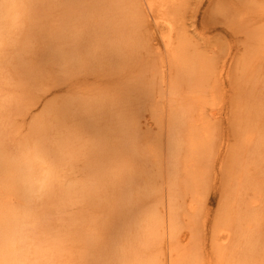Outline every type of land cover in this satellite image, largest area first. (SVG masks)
I'll return each instance as SVG.
<instances>
[{"label": "rangeland", "instance_id": "rangeland-1", "mask_svg": "<svg viewBox=\"0 0 264 264\" xmlns=\"http://www.w3.org/2000/svg\"><path fill=\"white\" fill-rule=\"evenodd\" d=\"M3 1L4 0H0V3ZM143 1L140 0V3H143ZM35 2L36 0L33 3H29L32 6L30 5L27 13L23 16L19 15V8H15L11 13L6 15V18L1 20L4 29L2 30L0 45V55L3 56L0 57V151L6 157L11 158V160L22 161L23 157L26 155L25 153L31 151L32 147L35 145L34 139L36 140V138L32 135V125L36 126L44 122V127L48 128H46V132L48 135L47 139L50 142L46 141L45 152H47L48 145L50 150L51 148H57L56 150L54 149V151H50V153H52H48L47 155L48 157L50 155V158L53 159L51 160L48 158L49 165L55 164L57 168L54 167V170L57 169L58 174H60L58 177H62H60L61 179H57L61 180V183L56 181L59 183L57 185H61L59 188L60 193L56 194V197L53 196V198L49 192H46L47 196H40L38 198L35 194L29 198L27 207H25L29 216L25 221V232L23 233L24 241L22 236V243H19L17 257L22 255L23 258H19V260H22V262L26 260V264L27 262L28 264H95L97 262V257L95 254L90 255L89 248H87L88 246H86V244L88 245V239L90 243L92 242L91 240L94 239L92 243L97 244L95 243L97 238H105L103 237L105 235H102L103 238L99 237L101 236V230L103 228H99L100 230L98 229L100 225L97 218L102 216L103 218L101 217V221L103 224L105 221L104 217H106L105 219L108 221H111V217H108L109 214L107 215L110 207L105 209L101 207L104 212L108 210L104 215L103 210L101 211V208H98L96 201L80 198L77 194H72L74 196L70 194L67 195L66 192V194L64 193L63 189H68L65 186H80L82 184H85L83 186L87 187L89 185L91 188V177H94L93 175L95 173L103 171L105 173L102 172L103 174H101V176H105L109 168L115 170L117 166L124 162L126 156L118 152L117 145L119 142L116 141L117 144L114 143V145L111 141H108V143L105 141L108 140L106 135L103 134L107 133L109 136L108 133H110L111 130H119L121 133L125 122H131L130 116L135 117L133 114L135 112L134 107L130 103L135 104V102L138 101L141 103L140 106L142 108L152 103V101L150 102L145 99L147 97H145L143 93L147 90V85H149L148 83L150 81L153 83L152 85L154 87L152 99L154 98V101H156L153 104L158 105L162 119H164L162 120L163 124L161 123V128L162 130H166L165 127H167L168 123L164 117L166 113H168L170 95L168 88V71L166 68H161L162 71L160 70V72L155 75L151 72L160 57V53H156L155 50L162 49L161 36L165 31L162 26H156L152 18L147 21H150L149 23L144 22L139 24V27L142 24L139 29L140 37L149 43V49L141 53L139 56V58H142L141 61L139 59L138 62H135L129 70H126V73L125 71L120 72L122 64L118 62L113 65L93 67L89 70L78 69L69 73L64 67H61L60 64L55 62H38L39 64H35L34 62H37V60L32 58V55L26 54V56L21 54L22 56L24 55L25 59L31 57L30 60L32 61L30 62L35 65L33 68H35L36 72L31 76H27L25 72L20 73L21 65L18 66V61H20L21 58L16 60L19 58L17 54L21 51L19 47L25 44V40H27L28 44L25 31L28 36L31 37L39 35L47 36L50 42L49 44L55 45L62 13L59 0H46L45 3L41 5H39L40 3L35 4ZM181 2L183 9L180 12V25L183 32L187 34H185V36L188 37V41L191 44L190 50L202 56V58L206 60V63L210 64L208 83L204 90L203 99L202 96L200 97V103L203 107L206 119L210 120V122H208L211 123L210 125L212 126H210L212 130L210 129L209 135L211 136V139H209L211 141L209 151L206 153L207 156L202 167L204 170V177L197 199L199 205L196 204V210L192 212L193 214L190 212L191 215H194L190 217L191 222L192 219L194 222L192 224L188 222L189 226L186 224L187 219H185L183 223H181L182 221L179 223L181 219H179V217L182 216H178L177 226L179 227L177 228L179 230L181 228L183 237L180 236L181 234H178L181 233V230L179 231L177 229V234L179 236L176 235L177 238H174L171 235L169 221V214L171 213L170 198L177 196V193H175V195L173 194V188L168 179L170 163L166 146L167 130L165 131L166 133L162 131V133L164 132L162 134L164 137H162L163 143L161 144L162 148L160 153L156 158L152 159V161L148 160V165L154 170V173H152L154 175L155 191L152 196H149L147 200L145 199L147 201V205L145 204V206L153 209L157 217H164L165 222L162 226H158L157 238H155L152 243L150 242V245L147 243V247L144 246L145 252L142 248L140 249L143 250L144 255L146 253L145 256H147V259H151L147 264H170L173 252L177 251L179 247L181 248V245L186 246L187 250H184L185 246L181 248L185 252L187 251L186 253L182 251L185 257L188 255L191 257L192 253L195 252L196 256L193 255L192 257L195 256L197 260H199L197 262L194 257L197 263L216 264L218 263L216 262L218 257H215L214 254H219V251L222 252L226 250V247L227 249L230 248V251L233 253L239 251L237 249L238 244H235L236 239L231 241L232 243L234 242L235 245L232 243L228 244V242H226L227 245H224L222 242L223 240H221L226 232L224 227L233 228V232L235 229V223L230 226L229 223H224L223 219H221V217L225 215L232 214L234 210L231 212L229 211L233 202L239 206V200L249 201L250 198L252 199V197L256 196L259 201L255 209L264 214V149L259 152L260 156L257 157L258 160H255L254 156H252L254 155V149L246 150L245 142L242 138L244 134L241 126L242 110L240 111V105L249 100L248 95L246 96L243 94L247 89H244V77L247 74V70H245L244 67L246 59L248 56L250 58V52L257 44V42L251 38L252 33H254V31L257 33V31L259 32L264 28V0H182ZM261 11H263V14ZM21 30H23L24 34H22L24 36L20 34ZM19 40L20 42H18ZM27 44L25 45L26 47L22 45L21 48L28 49ZM151 45H153V48ZM156 46L160 48H156ZM17 47L20 49L19 52ZM154 48L156 49L154 50ZM28 55H30V57ZM161 57H164V63H167L163 50ZM228 61L230 63H228ZM223 63L224 65L227 64V66H224L227 69L222 66ZM32 64L30 63V65ZM223 70L225 73H223ZM127 78L138 82L136 89L125 91L127 87H125L124 83ZM143 79L144 83L142 85ZM119 94L123 95L125 98L124 104L119 105V107H112L110 109L107 104L104 107H84L77 105L80 101L89 102L93 105L96 101H106L105 99H107V97L105 95L119 96ZM127 95H131V97L128 98ZM65 102L74 103L75 106L73 110L79 115V119L77 120L76 118V122H72L75 120L69 121V119L66 121V123L68 122L67 124L58 126L54 114V117L44 118L45 109L48 106H56L57 104ZM121 111L127 114L119 118L118 113ZM146 115V119L140 117V122L143 126V128L142 126L141 128L145 130V122L147 120L148 124H152L150 129H154L153 132L158 134V125L156 128L155 123L152 122L153 119H150L151 117H149L148 114ZM106 119H108V122ZM101 122H106L104 124L108 125L107 127L110 132L96 125ZM158 124L160 126V123ZM93 125H96L95 128ZM97 127H99V129ZM92 129L93 131L96 129L94 133L95 135L97 134L99 140L104 139L103 141H98L99 144L97 146L92 145L94 148L100 146L97 153H93L94 148L92 151V148L89 147L91 145L90 141L92 140ZM97 130L102 133H99ZM90 131L92 132L90 133ZM95 135L93 136L95 137ZM113 136L114 135H111L109 137L114 138L115 136ZM57 138L59 140L61 139V141ZM68 139L69 142H72L68 144L69 147H61V149L57 147L58 143L64 140L68 141ZM105 142H107L109 146L104 145L107 144ZM112 142L114 141L112 140ZM139 143H141V141H136L133 146L134 149L137 150ZM70 144L72 145L70 146ZM104 148L105 150H103ZM58 149L62 152H60V150L57 151ZM63 152H67V155H64ZM76 152H79L80 155ZM102 152H104V154ZM56 153H58L57 155H59V158H52V155L56 156ZM106 153L109 154V157H106ZM103 157H106V159ZM117 157L118 159L114 162L115 166L109 164ZM104 160H110V162L106 161V165ZM157 160L158 164H156ZM146 166L147 165H145V167ZM114 170L112 172H115ZM240 176L249 178L247 186L240 183L237 185L236 181ZM106 179L105 181L107 182L109 178ZM240 180L239 178V182ZM107 184L109 183L107 182ZM117 193L119 192L117 191L116 194ZM100 194L102 195V193ZM83 200L88 202L93 201V203L91 202L93 206L91 203H86ZM95 205L98 209L95 208ZM238 206L235 207V210L242 209V207ZM184 208L185 207H183V209ZM185 213L181 214L183 215L181 220H184V215H187L186 210ZM189 216L187 215V218H189ZM95 217L97 218L95 219ZM95 221H97L96 225H98V227L94 225ZM108 221H106V225H109ZM180 226L191 229L189 231L190 234H187L188 231ZM96 227L99 231H96ZM106 228L109 227H105V229ZM26 232L27 234H25ZM94 232L95 234L99 232L100 235L99 233L95 235ZM63 233L66 234L63 235ZM103 233L105 234L104 231ZM71 235L73 236L72 239L68 238ZM260 235L264 238V226H262ZM89 236L93 238L90 239ZM63 237H65V239ZM191 237L193 238L191 239ZM59 239L60 243L57 242ZM185 241L186 243L187 241L189 242L186 244ZM99 242L101 243V241ZM179 243H181V245ZM187 246L190 247L192 251H190V249L188 250ZM256 247L258 248V245ZM233 248H236L235 250L238 251H232ZM188 252L191 253V256L187 254ZM200 255L202 258L199 257ZM208 258L210 259L207 260ZM94 260L95 262L93 263ZM22 262L20 264H25Z\"/></svg>", "mask_w": 264, "mask_h": 264}, {"label": "bare ground", "instance_id": "bare-ground-1", "mask_svg": "<svg viewBox=\"0 0 264 264\" xmlns=\"http://www.w3.org/2000/svg\"><path fill=\"white\" fill-rule=\"evenodd\" d=\"M34 1L35 0H4L0 3V45L2 30L4 29L1 20L6 18V15L11 13L15 8H19V15L23 16L30 8L31 4L29 3H33ZM45 1L46 0H36L35 4L40 3L39 5H41L44 4ZM181 1L182 0H144L143 3H140V0H59L62 7V13L58 35H56V44H49L50 42L47 36L39 35L31 37L28 36L25 31L28 44L27 40H25V44L22 45L25 46L27 44L28 49L21 48V45L19 47L21 51L19 52L20 49L17 47L19 52H17V56L19 58L16 59L18 60L21 58L22 61H18L19 64L17 61L16 63L18 66L21 65L20 73L25 72V75L27 76H31L36 72L35 68H33V66H35L33 65L34 63L39 64L45 62H55L60 64L61 67H64L69 73L78 69L89 70L93 67L113 65L118 62L122 64L120 72L125 71L126 73V70H129L135 62H138L139 59L141 61L142 58H139L141 53L146 49H149V43L140 37L139 29L142 24L140 27L139 24L147 22L152 18L156 26L163 27L165 33L161 36L162 49H156L160 48L158 46L154 48V50L156 49V53H160V57L151 72L155 75L160 72L161 68H166L169 76V109L164 118L168 123L167 127H165L167 130L166 146L170 163L168 179L172 185L173 194L175 195V193H177V196L170 198L171 213L169 214V221L171 235L174 238H177V236H179L178 234H181L180 236L183 234L181 228V231L177 228L179 227L177 226L178 216L183 217L181 214H184L185 210L187 215H190L189 218L194 216L191 215L190 212H195L196 204L199 205L197 199L204 177V170L202 167L207 156L206 153L209 151L211 141L209 140L211 139V136L209 135L210 129L212 130L211 123H209L210 120L206 119V115H204L205 113L200 103V97L202 96L203 99L204 90L208 83L210 64H207L202 56L195 54V52L190 50L191 44L180 25V12L183 9ZM261 12L263 14V11ZM23 30H21L22 32L20 31V34H24ZM22 38L26 39L25 37ZM251 38H253L257 44L250 52V58L248 56L245 62L244 69L247 70V74L244 77V89H247L243 93L246 96L248 95L249 100L240 105V111L242 110L241 126L243 128L242 132H244L242 138L245 142V148L246 150L254 149V155H251L254 156L255 160H258L257 157L260 156L259 152L264 149V84H262L264 83V28L259 32L257 31V33L254 31ZM20 40L18 42H20ZM152 46L153 45H151V47ZM162 50L166 56L167 63H164L165 58L161 57ZM21 54H30L32 55V58L37 60V62L33 59L35 62L32 64V62H30L32 61L30 60V55H28L30 58H27L29 59L27 60L24 55L22 56ZM0 57L3 56L0 55ZM230 62L228 61V63ZM30 63L32 65H30ZM222 66H227V64L224 65L223 63ZM224 68L227 69L226 67ZM223 73H225L224 70ZM143 83L144 79L142 85ZM124 84L125 87H127L125 91L133 90L136 89L138 82L127 78ZM148 84L147 90L143 93L145 97H147L145 99L150 102L152 101V103L144 108L140 106L141 103L138 101L135 102V104L130 103L134 107L135 113L133 114L136 118L130 116L131 122H125L121 133L119 130H111L110 132L107 127L108 125L104 124L106 122L96 124L100 128L107 129L106 131L110 132L108 133L109 136H115H113L114 138H110L107 133L103 134L106 135L108 139L105 141H111L113 145L114 143L117 144L116 141L119 142L117 145L118 152L121 155L126 156L124 162L117 166V169L115 170L107 168L108 171L105 176H101V174L105 173L103 171L95 173L93 175L94 177H91V188L89 185L87 187L83 186L85 184H82L80 186H65L68 189H63L64 193L66 192L67 195L77 194L80 198L82 197L83 199H92L93 201H96L98 208L102 207L105 209L110 207L108 209L110 212L107 210V215L109 214L108 217H111V221H108L105 219L106 217H104L105 221L102 219L104 221L103 224L101 216L98 218L95 217V219L97 218V220H99L98 223L100 226L98 227V225H96L97 221L94 223L98 229L103 228L101 230V236L99 237L105 235L103 236L105 238H97L98 241L95 239V243L97 244L92 243L94 242L92 236L91 238L89 236V238L92 239L91 243L89 239L86 238L88 239V245L86 244V246L89 248L90 255L95 254L97 257V262L95 264H147L151 259L146 258V253L145 255L143 254L144 246L148 245L147 243L150 245V242L152 243L153 240L157 238L158 226H162L165 222L164 217H157L153 209L145 206V204L147 205V198L152 196L155 191L154 170L148 165V160L152 161V159L156 158L160 153L162 148L161 144L163 143L162 137H164L162 134L166 131L161 128V123L164 119H162L160 109L157 104H153L156 102L154 101V98L152 99L154 91L153 83L150 81ZM139 85L142 86L141 84ZM105 96L107 97V99H105L106 101H96L93 105L89 102L80 101L77 105L84 107H104L107 104L111 109L112 107H119V105L124 104L125 98L123 95ZM127 97L130 98L131 95H127ZM74 106L75 105L72 102L61 103L56 106H48L45 109L44 118H51L55 115L54 118L55 121H57L56 123H58V126L67 124L68 122L66 123V121L69 119V121L75 120L72 122H76V118L78 120L79 115L73 110ZM126 114V112L124 113V111H121L118 113V116L120 118ZM146 114L151 117L150 119H153L152 122L155 123L156 128L158 125V134L153 132L154 129H150L152 124H148L147 120L146 122L144 120L146 124L145 130L142 129L143 126L140 122V117L146 119ZM106 120L108 122V119ZM158 123H160V126ZM96 125H93L94 128ZM99 127L97 128L99 129ZM46 128L47 127H44V122L40 125H32V135L36 138V140L34 139L35 142L33 141L35 145L32 147L31 151L27 152L28 154H24L25 156L22 161L11 160V158L6 157L0 151V264H20L22 262L19 258L22 259L23 256L20 254L22 257H17V253L19 251V243H22V236L24 241V226L25 221L29 216L25 207H27L29 198L37 192L38 194L35 196L38 198L40 196H45L46 192H49L52 197H56V194L60 193L59 188L61 185H57L59 183L56 181L60 182L61 180L57 179L62 176L58 177L60 174H58L57 169H55L57 172L54 170V167L57 168L56 165H52L51 163V165H49L48 158H51L50 155L49 157L47 156L50 151H54V149L56 150L57 148H51L50 150L48 145L47 147L49 150L47 148V152H45V143L48 141V135L46 132L48 128ZM92 131H90V133ZM94 131L91 134L92 140L90 141L91 145L89 146L92 148V151L94 148L93 146L99 144L98 141L104 140H102L101 137V140H99V137H97V134L95 135ZM97 131L99 132V130ZM162 131L164 132L162 133ZM93 135H95V137ZM69 139L68 141L64 140L58 143L57 147L60 149L61 147H69L68 144L72 143L69 142ZM112 140L114 142H112ZM59 141H61V139ZM136 141H141V143L138 144L139 149L137 148V150L133 147ZM108 143L104 145L109 146ZM71 145L72 144H70V146ZM98 148H100V146L94 148L93 153H97L99 151ZM103 150H105V148ZM60 152L62 151L60 150ZM63 153L64 155H67V152ZM76 153L80 155L79 152ZM102 153L104 154V152ZM57 154L58 153H56V156L52 155V158H59V155ZM108 155L109 154L106 153V157H109ZM106 157L103 158L106 159ZM117 159L118 157L109 164L115 166L114 162ZM104 161L106 165L108 161L110 162V160ZM156 164H158V160ZM145 165L147 166L145 167ZM113 170L115 172H112ZM106 178L110 179L107 181L109 184L105 181ZM239 178L241 179L240 182ZM239 178L236 181L237 185H239V183L244 184L245 186L248 185V177L240 176ZM117 191L119 193L116 194ZM99 192L102 193V195ZM250 199L249 201L239 200V206L233 202L229 211L231 212L234 210L232 214L221 217L223 222L229 223L230 226L235 223L234 232L232 231L233 228L224 227L226 232L221 238L223 244L225 245L226 242L230 244L232 243L231 241L236 239L235 244H238L237 249L239 251L235 250L236 248H233L232 251H238L237 253H233L230 251V248L227 249L226 247V250L222 252L219 251V254L216 253L218 256L214 254L215 257H218V260H215L218 262H215L216 264H264V238L260 235L262 226H264V214L255 209L259 199L256 196L252 197L251 200ZM83 201L86 203H93V201ZM97 206L95 205V208H97ZM236 206L242 207V209L235 210ZM183 207L187 209H183ZM102 208L101 211L103 210ZM106 212L103 210V214H106ZM187 215H184V220H181L182 217H179V219L181 218L179 223L181 221V223H183V221L187 219L186 224H188V226V222L192 224L194 222L193 219L191 222V218H187ZM106 221L109 222V225H106ZM97 227L96 231H99L100 229L97 230ZM105 227L109 228L105 229ZM177 229L181 233L177 234ZM185 229L188 231L187 234H190L189 231L191 229L187 227ZM25 234H27V232ZM65 234L66 233H63V235ZM65 237L63 238L65 239ZM72 237L73 236L71 235L68 238L72 239ZM192 238L193 237H191V239ZM59 241L60 239L57 240V242ZM99 241H101V243ZM188 242L189 241H187V243ZM179 244L181 245V243ZM232 244H234V242ZM257 245L258 248L256 247ZM183 246L181 245V248ZM188 246V250L190 249V251H192ZM179 248L177 251L173 252L170 264H199L197 263L199 260L195 257V252L192 253V256L195 255L194 257L197 262L189 252L187 254H190L191 257H189V255L185 257L184 250H187L186 246L184 250ZM182 251L184 252L182 253ZM199 257H201V255ZM209 259L210 258L207 260ZM25 261L26 260L22 263H25ZM94 262L95 260L93 263Z\"/></svg>", "mask_w": 264, "mask_h": 264}, {"label": "clouds", "instance_id": "clouds-1", "mask_svg": "<svg viewBox=\"0 0 264 264\" xmlns=\"http://www.w3.org/2000/svg\"><path fill=\"white\" fill-rule=\"evenodd\" d=\"M34 194H38V192L37 193H34Z\"/></svg>", "mask_w": 264, "mask_h": 264}]
</instances>
